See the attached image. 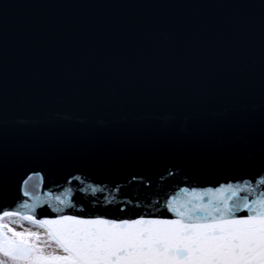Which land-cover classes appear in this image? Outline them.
<instances>
[{
	"label": "water",
	"instance_id": "1",
	"mask_svg": "<svg viewBox=\"0 0 264 264\" xmlns=\"http://www.w3.org/2000/svg\"><path fill=\"white\" fill-rule=\"evenodd\" d=\"M262 179L264 0H0V214Z\"/></svg>",
	"mask_w": 264,
	"mask_h": 264
},
{
	"label": "snow or ice",
	"instance_id": "2",
	"mask_svg": "<svg viewBox=\"0 0 264 264\" xmlns=\"http://www.w3.org/2000/svg\"><path fill=\"white\" fill-rule=\"evenodd\" d=\"M259 183V189L185 187L131 218L72 214L66 209L77 206L56 197L64 208L55 209V218H20L44 228L60 254L46 253L38 232L0 223V264H264V179ZM246 191L257 195H240ZM157 209L164 215H153ZM17 215L2 211L0 221Z\"/></svg>",
	"mask_w": 264,
	"mask_h": 264
},
{
	"label": "bare ground",
	"instance_id": "3",
	"mask_svg": "<svg viewBox=\"0 0 264 264\" xmlns=\"http://www.w3.org/2000/svg\"><path fill=\"white\" fill-rule=\"evenodd\" d=\"M19 222H23L18 217H5L3 221H0V223H4L8 225L9 227H13L14 225H17ZM35 228L34 231L38 232L41 236V241L39 242L40 246L45 249L46 253H56L60 254L58 252V246L54 245L52 241L49 239L47 232H43V229L39 226H33ZM2 259V257H0Z\"/></svg>",
	"mask_w": 264,
	"mask_h": 264
},
{
	"label": "rangeland",
	"instance_id": "4",
	"mask_svg": "<svg viewBox=\"0 0 264 264\" xmlns=\"http://www.w3.org/2000/svg\"><path fill=\"white\" fill-rule=\"evenodd\" d=\"M14 230L16 231H21V232H36L34 231L35 228L33 226H28L27 223H25L24 221L23 222H19L17 225H14L13 227Z\"/></svg>",
	"mask_w": 264,
	"mask_h": 264
}]
</instances>
